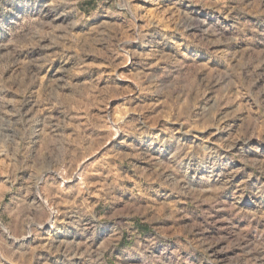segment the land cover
I'll return each instance as SVG.
<instances>
[{
  "label": "clouds",
  "instance_id": "clouds-1",
  "mask_svg": "<svg viewBox=\"0 0 264 264\" xmlns=\"http://www.w3.org/2000/svg\"><path fill=\"white\" fill-rule=\"evenodd\" d=\"M145 2L159 7V0ZM146 12L136 0H93L92 6L88 0H0V72L11 70L0 77V158L11 162L0 192V264H49L52 257V264H264V84L258 85L264 75L258 71L264 67V0H175L171 32L155 21L149 30ZM97 15L120 21L88 33L104 41L111 75L124 79L116 70L121 58L135 61L136 69L132 90L114 84L101 90L132 105L131 120L105 108L87 124L95 135L116 141L107 152L117 145L126 149L111 164L128 163L135 177L126 187L122 181L131 178H111L115 169L103 155L98 158L107 171L101 178H111L97 202L103 210L86 203L93 164L80 165L90 147L63 131L73 102L53 88L95 102L88 86L72 83L77 73L68 61L75 58L83 67L94 52L76 32ZM45 70L56 77L47 85L40 76ZM201 86L212 94L197 106ZM241 97L248 100L244 123H224L235 114L224 109L235 105L239 111ZM169 110L170 118L155 115ZM139 161L148 166L138 167ZM241 174L244 179L234 184ZM214 181L218 187H194ZM226 189L232 203L220 196ZM125 193L136 203L122 200ZM245 196L256 211L238 207ZM169 199L176 203H165L161 213L160 201ZM181 201L184 206H176ZM221 211L231 214L226 229L218 227L215 213ZM181 223L177 233L173 226ZM38 250L50 256L37 257Z\"/></svg>",
  "mask_w": 264,
  "mask_h": 264
},
{
  "label": "rangeland",
  "instance_id": "rangeland-1",
  "mask_svg": "<svg viewBox=\"0 0 264 264\" xmlns=\"http://www.w3.org/2000/svg\"><path fill=\"white\" fill-rule=\"evenodd\" d=\"M136 3L138 7L140 8H146L147 12L145 13V26L151 30L154 25L153 21L156 22V24L162 26L161 30L166 32L173 31V26L171 23L172 19V9L175 4V0H159V7L153 6L151 3L145 2V0H136ZM89 6L93 5V0H88ZM108 22V23H120L118 20H112L104 16L97 15L96 17H93L91 21L88 22V25L85 27H82L77 30L76 34L78 37L81 38V42L84 44L85 47L91 48L94 50L92 54H89L85 60L84 66L75 63V58L68 61V66H70L77 75L73 79L72 83H79L87 87V93L89 97L94 98L95 102H90L88 99H84L79 95H76L72 93L68 89H64L63 91H60V88H57L56 85H53V88L59 92V94L63 97H67L71 102H73V109H72V115L71 118L68 119L67 128L64 129L65 135L72 140H81L85 143L86 147H90V154L83 158V164L80 165V167H84V165H87L89 163L93 164L92 169L90 170V175L86 180V183L89 184L92 188V196L89 200L86 201V203L89 204V207L95 206L97 210H103L104 205L97 203L98 201L102 200L104 197V188L103 185H105L107 182H110L111 178L119 177L123 175L129 176L131 179L124 180L122 183L128 187L131 188L133 181L135 177L132 175V170L128 163H118V164H111L113 160H118L119 153L125 152L126 149L120 147L117 145V147L111 151L107 152L106 148H112V146L116 143L115 140L108 139L104 140L102 137H99L95 135L92 132L91 128L87 127L88 121L90 118H101L103 115V112L105 111V108L108 110H115V115L117 119H129L131 120L132 112H133V106L129 104L123 103V97L121 98H115L114 93L112 94V98L109 97L108 92H101L103 89H109L113 87V84L121 89H128L132 90V81L133 77L136 74V69L133 68V63L135 61H129L126 62L122 58L117 61V71L124 77L123 80H117L115 76H112L113 67L111 64L107 63L105 61L103 53L106 52V49L104 47V41L101 39L98 35H88L90 30L92 28L98 27L101 23ZM79 46L76 48V51H79ZM167 51V49H165ZM231 51H240L239 49H233ZM149 54H151L150 50H148ZM241 55L247 56V53L241 52ZM32 57L29 56L27 59H31ZM56 66H59L60 61L57 59L55 62ZM213 70H215L217 65H209ZM11 70H9L10 72ZM258 71L262 74H264V67H261L258 69ZM9 72H0V77L6 78L9 74ZM41 81L44 85H47L50 80H55L56 77L52 75L51 72L44 71L40 74ZM259 84H264V75H262V78L258 81ZM42 92V89H41ZM198 92H203L204 96L203 98H200L198 96L197 98V106L203 103V99H206L207 96L212 94V90L209 87L201 86V88L198 89ZM247 97H241L239 100V111H236L235 105H230L224 109V114H229L231 112H234V115H228V119L224 121V123H230L235 122L237 125H242L244 123V118L248 116V112L244 110L243 105L247 103ZM145 105L151 104L150 100L144 101ZM187 102L184 104H181V110L185 108ZM140 106V101H135V108L138 110ZM175 106H173V109ZM145 111H148V108L145 107ZM173 110H169L167 113H157L156 116L159 117H168L170 118L172 115ZM250 111L255 112V108L250 109ZM58 112L54 111L53 115H57ZM195 118V114H193ZM217 119L221 118V113H216ZM63 118V117H62ZM214 125L209 126L207 131L209 133L213 132ZM260 131L264 132V125H261ZM220 134L217 133V136ZM217 136H212L211 139H217ZM89 138L92 141V143H89ZM119 139V137H117ZM104 156L109 163L111 164V167L115 169L113 173V177L109 178V180L102 179L101 177L107 176L106 168L103 166V161H98V158L101 156ZM97 162V163H94ZM138 167L145 168L147 167L146 161H139L136 162ZM5 165H8V169L10 171L11 169V162L5 159L0 158V192H3V189L7 187V185L3 184L2 181L7 175L5 172ZM23 175V173H20ZM241 179H244L243 174L238 176L233 183H239ZM74 182V181H73ZM212 186H219L218 182H213L212 185L204 184V185H194V187L200 188V187H212ZM231 189H226L224 192L220 193L221 198L228 200V203H232V198L227 195L228 192H230ZM11 192L9 191L7 196H3L2 198L7 201L8 196H11ZM122 200L127 201L129 204H135L136 202L130 198V193H125L122 195ZM165 203H173L176 202L174 200H161L160 201V211L163 213L164 211V204ZM122 206V205H121ZM176 206H184L183 201H181V204H178ZM188 208H193L194 206L191 203L187 204ZM207 207L206 205L204 206ZM238 207L245 209L250 212L256 211V207L248 202V197L245 196L244 200L240 202ZM216 219L220 221L219 228L226 229L228 225L229 219H231V214L227 211H221L215 213ZM227 217L228 219H224ZM238 220V218H237ZM237 220H232V223H236ZM162 227H169L168 224H162ZM243 226V225H241ZM173 227H175V230L177 233H181L183 231V225L176 224ZM0 231H3L2 228H0ZM212 234H220L218 233L217 229L212 230ZM43 236H46V233H42ZM57 240H63L68 239L70 240V237H63V236H56ZM40 241H36L35 244L32 245L33 248L36 247L37 244H39ZM238 250H233L228 253H222L218 255L217 259L220 261H223L226 257H230L234 254H236ZM37 257H44L48 258L50 256V253L43 250H38L36 252ZM55 260V257H52L49 260V264H52V261ZM32 264H36V261L34 260Z\"/></svg>",
  "mask_w": 264,
  "mask_h": 264
}]
</instances>
